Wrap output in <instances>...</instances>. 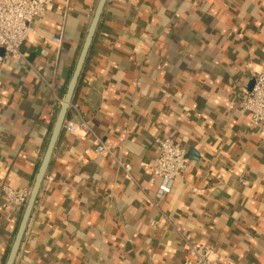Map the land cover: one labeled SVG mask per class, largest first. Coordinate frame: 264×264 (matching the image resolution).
Masks as SVG:
<instances>
[{"label":"crops","instance_id":"obj_1","mask_svg":"<svg viewBox=\"0 0 264 264\" xmlns=\"http://www.w3.org/2000/svg\"><path fill=\"white\" fill-rule=\"evenodd\" d=\"M97 3L53 0L0 70V264L23 210L2 188L30 192ZM262 63L264 0H107L14 264H194L185 240L264 264V130L238 107ZM158 136L188 160L161 201Z\"/></svg>","mask_w":264,"mask_h":264},{"label":"built area","instance_id":"obj_2","mask_svg":"<svg viewBox=\"0 0 264 264\" xmlns=\"http://www.w3.org/2000/svg\"><path fill=\"white\" fill-rule=\"evenodd\" d=\"M53 0H0V70L4 67L9 56L25 60V54L20 51L23 42L30 39L34 33L32 22L35 18L45 14ZM52 42H60L53 38ZM251 88L241 94L238 107L248 113L250 123L264 130V63L251 68ZM53 89V84H48ZM74 123L67 122L65 128L73 132ZM155 157L150 166L148 183L155 186L153 198L161 201L168 195L177 178L183 176L188 168L186 151L169 136H158L153 140ZM85 156L90 160L113 156L110 144L101 140H94L85 148ZM118 167L124 178L133 180L132 166L129 163L117 160ZM147 193L146 188H141ZM2 191L7 203L12 207L23 209L28 197V190H16L3 186ZM156 205V204H155ZM155 223L151 222L153 226ZM187 253L194 264H227L220 259L216 248L212 244L198 243L185 240Z\"/></svg>","mask_w":264,"mask_h":264},{"label":"water","instance_id":"obj_3","mask_svg":"<svg viewBox=\"0 0 264 264\" xmlns=\"http://www.w3.org/2000/svg\"><path fill=\"white\" fill-rule=\"evenodd\" d=\"M106 1L107 0H98V3L96 5V8L91 18V21L86 30L78 57L76 59V62L73 68V71L68 80V84L65 90L63 100L55 116L54 123L52 125L51 131L49 134L46 149L44 151L41 162L38 166L37 172L35 174L34 182L30 189L28 200L22 210V215H21L16 233L14 235V238L10 245L8 254L3 264H14L15 262L16 256L20 248V244L22 242L24 233L26 231L28 221L30 219L34 205L36 203L42 182L48 170V166L50 164V160H51L54 148L56 146V143L62 131V127L65 121L67 112L69 110L72 99L74 97V93L76 91V88H77V85L80 79V75H81L84 63L86 61L90 46L92 44L94 35L96 33V30H97V27L100 21V17L103 12Z\"/></svg>","mask_w":264,"mask_h":264}]
</instances>
